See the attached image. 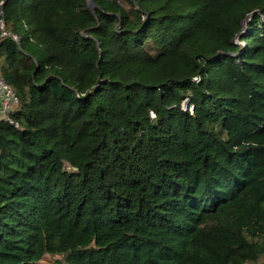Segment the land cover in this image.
<instances>
[{
  "label": "trees",
  "instance_id": "16d2710c",
  "mask_svg": "<svg viewBox=\"0 0 264 264\" xmlns=\"http://www.w3.org/2000/svg\"><path fill=\"white\" fill-rule=\"evenodd\" d=\"M93 1L0 0V264H264V0Z\"/></svg>",
  "mask_w": 264,
  "mask_h": 264
},
{
  "label": "built area",
  "instance_id": "2783aa9c",
  "mask_svg": "<svg viewBox=\"0 0 264 264\" xmlns=\"http://www.w3.org/2000/svg\"><path fill=\"white\" fill-rule=\"evenodd\" d=\"M1 30H4V22L0 20ZM6 35L3 32V36ZM19 107V98L14 89L6 82L0 73V122H11V117ZM181 109L189 114L194 113V105L190 98H185L181 104ZM151 117L155 118V114L151 112Z\"/></svg>",
  "mask_w": 264,
  "mask_h": 264
},
{
  "label": "rangeland",
  "instance_id": "374dc122",
  "mask_svg": "<svg viewBox=\"0 0 264 264\" xmlns=\"http://www.w3.org/2000/svg\"><path fill=\"white\" fill-rule=\"evenodd\" d=\"M60 260H62V257L60 256H46L41 261L35 264H58V261ZM247 264H250V263H247Z\"/></svg>",
  "mask_w": 264,
  "mask_h": 264
},
{
  "label": "water",
  "instance_id": "95a60500",
  "mask_svg": "<svg viewBox=\"0 0 264 264\" xmlns=\"http://www.w3.org/2000/svg\"><path fill=\"white\" fill-rule=\"evenodd\" d=\"M87 5L90 7V8H93L95 7V3L93 0H87ZM2 10V9H1Z\"/></svg>",
  "mask_w": 264,
  "mask_h": 264
}]
</instances>
